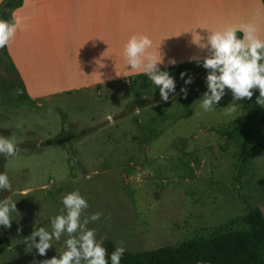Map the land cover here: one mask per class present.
<instances>
[{"label":"rangeland","instance_id":"374dc122","mask_svg":"<svg viewBox=\"0 0 264 264\" xmlns=\"http://www.w3.org/2000/svg\"><path fill=\"white\" fill-rule=\"evenodd\" d=\"M249 15L264 39V0H251ZM165 71L175 91L167 101L144 106L140 102L159 91L146 75L102 87L99 96L80 90L29 100L0 49V136L15 138L19 148L0 167L12 186L0 191V200L10 197L17 210L11 227L2 226L8 244L0 247V264H34L65 250L67 235L53 238L45 256L28 251L24 240L39 227L51 232V219L63 214L62 198L72 191L88 203L81 222L100 212L86 227L95 230L98 242L105 238L104 247L123 246L124 253L241 229L252 209L264 219L259 91L233 102L226 89L214 109L204 112L200 99L208 71L202 61ZM228 107L235 110L225 115ZM66 136L71 139L61 145L45 143Z\"/></svg>","mask_w":264,"mask_h":264},{"label":"crops","instance_id":"0c3cea01","mask_svg":"<svg viewBox=\"0 0 264 264\" xmlns=\"http://www.w3.org/2000/svg\"><path fill=\"white\" fill-rule=\"evenodd\" d=\"M249 11L251 0H21L10 11L19 26L3 49L29 100L80 90L99 96L102 87L145 76L124 66L132 35L159 46L165 71L201 62L207 52L193 35L248 23Z\"/></svg>","mask_w":264,"mask_h":264},{"label":"clouds","instance_id":"9594fccd","mask_svg":"<svg viewBox=\"0 0 264 264\" xmlns=\"http://www.w3.org/2000/svg\"><path fill=\"white\" fill-rule=\"evenodd\" d=\"M19 23V20H0V49L5 48L14 38ZM237 33H242V36L238 37ZM192 42L207 52L202 60V66L208 70L205 78L207 91L200 99V107L204 112L214 109V105L225 95L226 89L230 90L233 102L250 100L253 90H258L256 104L264 107V39L260 38L255 24L228 25L220 30L208 31L206 37L194 34ZM121 55L125 68L130 66L129 71L146 75L159 88L161 99H169V94L175 91V80L167 71L159 69L158 65L163 63V55L159 46L153 49L152 39L143 34L132 35L123 45ZM180 75L183 78L185 73ZM188 83H191L190 78L185 80V84ZM181 92L187 95L186 88H181ZM15 94L20 95L22 92L16 89ZM234 110V107H228L225 115H230ZM107 119L111 120L112 117L108 116ZM16 127L20 128L21 123H17ZM18 152L15 138L0 136V155L10 158L15 157ZM91 175L84 178L90 179ZM136 178L140 179L139 174ZM11 187L7 174L0 173V191H11ZM23 195L27 196V191ZM62 204L63 214L51 219V232L39 227L25 238L24 243L28 251L35 248L40 256H45L52 247L53 238L59 241L62 235H67L65 250L58 257L53 256L34 264H109V260L110 264H120L126 249L117 246L109 256L103 246L105 238L101 237L98 242L95 230L86 227L90 221L99 220L101 213L96 212L81 222V213L88 207V203L78 191L64 195ZM16 211L15 202L10 197L0 200V226L10 228L11 214Z\"/></svg>","mask_w":264,"mask_h":264},{"label":"trees","instance_id":"16d2710c","mask_svg":"<svg viewBox=\"0 0 264 264\" xmlns=\"http://www.w3.org/2000/svg\"><path fill=\"white\" fill-rule=\"evenodd\" d=\"M21 0H3L0 3V20L10 21V11ZM240 37L241 33H237ZM161 99L159 91L152 100H142L140 106ZM70 136L46 141V145H61ZM4 156L0 155V167ZM245 227L208 237L193 238L175 246H165L138 253H124L120 264H264V219L257 209L242 217ZM8 238L0 226V247H6ZM109 256L113 252L105 245ZM110 264V260H109Z\"/></svg>","mask_w":264,"mask_h":264}]
</instances>
